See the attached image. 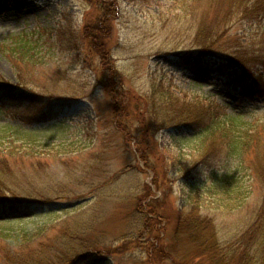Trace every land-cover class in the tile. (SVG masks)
Listing matches in <instances>:
<instances>
[{
	"label": "rangeland",
	"instance_id": "1",
	"mask_svg": "<svg viewBox=\"0 0 264 264\" xmlns=\"http://www.w3.org/2000/svg\"><path fill=\"white\" fill-rule=\"evenodd\" d=\"M93 1L0 0V79L43 94L51 110L25 113L0 97V150L21 145L31 157L12 167L11 191H2L47 199L40 224L89 226L87 246L97 253L93 259L104 260L97 263L210 264L183 231L210 219L219 243H234L264 191L242 171L247 201L234 210L215 204L209 177L226 167L224 154L199 165L207 141L197 129L160 127L153 101L216 102L250 124L264 120V96L238 99L228 81L237 71L220 77L212 71L217 60L197 55L191 0ZM211 15L197 10L201 21ZM85 19L97 22L86 35L98 25L107 33L106 63L89 49ZM178 53L193 66L180 65ZM105 64L117 72L114 79ZM56 153L61 159L50 155ZM155 174L160 188L151 184Z\"/></svg>",
	"mask_w": 264,
	"mask_h": 264
},
{
	"label": "trees",
	"instance_id": "2",
	"mask_svg": "<svg viewBox=\"0 0 264 264\" xmlns=\"http://www.w3.org/2000/svg\"><path fill=\"white\" fill-rule=\"evenodd\" d=\"M87 1L95 4L93 0ZM112 5L115 6L114 3ZM191 8L188 16L192 21L191 27L196 30L191 42L197 55L209 61L217 60L212 71L220 77L230 70L237 71L228 81L237 90L238 99L253 100L263 97L264 26L261 24H264V0H191ZM200 8H204L206 12L212 9L213 15L201 21L197 17V10ZM103 9L107 13L105 19H109L111 8L105 6ZM210 17L212 18L208 20ZM84 22V34L89 30V25L97 24L93 19H85ZM254 23L258 27L247 34L235 29L239 25L250 26ZM98 26L89 31L91 35L85 34L84 37L91 52L106 63L109 61L105 44L107 33L104 31L102 34ZM102 27L105 30V26ZM179 54L175 57L180 65L193 66L189 56ZM104 66L109 69L114 79L117 72L114 73L106 64ZM0 97L25 113L35 111L37 107L38 111L45 108L51 111L50 101L45 103L43 94L28 91L1 79ZM154 99L153 104L158 105L157 120L160 127H181L189 131L197 129L198 137L207 141L199 165L218 154H224L226 167L219 168L218 171L216 169L209 177L212 181L209 191L215 197V204L228 203V209L234 210L247 201L249 190L238 181L239 177L244 176L240 175L242 171L247 173L245 176L252 180V184L256 182L259 189L264 191V120H256L250 124L240 121V114L229 116L223 106L216 102L178 107L174 105L176 101L170 97ZM122 111L128 113L126 109ZM152 131L151 135L156 134V130ZM10 144H14L13 141ZM195 148L199 149V146ZM50 155L61 159L58 153ZM23 158L31 157L21 145H11L0 150V217L4 218L0 220V264H103L104 262L97 263L99 261L93 259L97 253L87 246L91 232L89 226L40 224L44 215L38 212L47 204V199L35 200L31 194L20 197L18 194L7 195V192L2 191L3 188L11 191L8 183L12 184L11 177L16 178L11 169L21 163ZM144 161L147 162L145 155ZM235 163L233 170L232 164L235 166ZM150 169L153 173L156 172L154 168ZM159 180L155 174L151 184L160 188ZM22 190L25 191L23 185ZM196 208V204L192 206L193 211ZM182 213L179 210V214ZM144 219L146 223L150 220L145 217ZM178 219L181 220V216ZM194 224L195 226H187V230L183 232L190 240L192 248L205 255L210 264H264L263 197L256 203L251 219L245 225L248 227L239 234L234 243L221 245L215 230L209 226L210 219L196 220ZM181 227L185 230L186 226ZM151 254L152 252L148 253V256L152 258Z\"/></svg>",
	"mask_w": 264,
	"mask_h": 264
}]
</instances>
